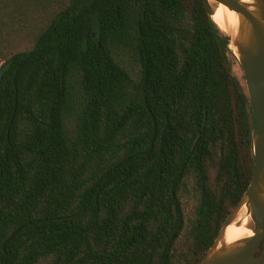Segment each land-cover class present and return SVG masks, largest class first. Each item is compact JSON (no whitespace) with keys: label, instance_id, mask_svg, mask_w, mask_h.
<instances>
[{"label":"trees","instance_id":"1","mask_svg":"<svg viewBox=\"0 0 264 264\" xmlns=\"http://www.w3.org/2000/svg\"><path fill=\"white\" fill-rule=\"evenodd\" d=\"M93 2L0 0V264H199L254 172L229 37L204 0Z\"/></svg>","mask_w":264,"mask_h":264},{"label":"water","instance_id":"2","mask_svg":"<svg viewBox=\"0 0 264 264\" xmlns=\"http://www.w3.org/2000/svg\"><path fill=\"white\" fill-rule=\"evenodd\" d=\"M95 2L96 0L93 3ZM204 3L210 17L220 4L234 11L237 15V26L227 36L230 41L229 47L242 69L251 104L254 172L247 189L223 222L212 245L199 264H264V250L257 254L264 240V0H251L249 2L242 0H204ZM90 30L91 27L88 26L85 37L88 36ZM32 55H29L28 58ZM10 66L11 61H8L0 67V80ZM19 68L20 66L17 70ZM149 113L154 130L149 148L144 153L145 156L152 152L157 128L156 120L150 110ZM204 123L205 116L203 125ZM198 137L199 134L195 138L192 148ZM203 202L204 194L201 199V207H203ZM242 217H248L245 227L252 231V235L227 242L225 239L226 228L233 223L240 226V218ZM23 227L16 229L6 240L3 244L4 252L6 243Z\"/></svg>","mask_w":264,"mask_h":264},{"label":"bare ground","instance_id":"3","mask_svg":"<svg viewBox=\"0 0 264 264\" xmlns=\"http://www.w3.org/2000/svg\"><path fill=\"white\" fill-rule=\"evenodd\" d=\"M242 1L249 2L251 0ZM211 18L216 23V25L226 34H230L231 31L234 30L237 26V15L235 14V12L224 7L222 4L218 5L217 8H215V12ZM230 46L235 50L232 45ZM240 221V226H237L235 223H233L226 228L225 239L227 242H232L243 236L252 235V231L245 227V224L248 221V217H242L240 218Z\"/></svg>","mask_w":264,"mask_h":264},{"label":"rangeland","instance_id":"4","mask_svg":"<svg viewBox=\"0 0 264 264\" xmlns=\"http://www.w3.org/2000/svg\"><path fill=\"white\" fill-rule=\"evenodd\" d=\"M1 64H2V61L0 60V66H1ZM233 73L239 80H241V82H243L245 84V78H244L242 69H241V67L239 65V62L237 60H236V62L233 65ZM196 203H197L196 199L189 198L186 201L187 211L191 212L194 209Z\"/></svg>","mask_w":264,"mask_h":264}]
</instances>
